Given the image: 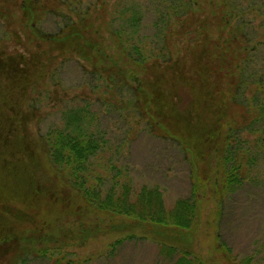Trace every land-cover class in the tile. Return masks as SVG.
<instances>
[{
	"label": "trees",
	"instance_id": "16d2710c",
	"mask_svg": "<svg viewBox=\"0 0 264 264\" xmlns=\"http://www.w3.org/2000/svg\"><path fill=\"white\" fill-rule=\"evenodd\" d=\"M204 1L213 6L211 16L216 21L217 36L208 47L211 37L208 18L193 25L188 42L197 41L196 47H201L198 54L185 50L179 56L171 51L170 40L181 35L180 26H185L186 16L202 11L201 0H161L155 21L157 38L154 42L157 45L150 48L147 47L149 42L146 45L142 39L146 35L141 36L143 11L136 3L121 8L120 27L109 29L114 38L116 53L113 55L89 36V30L94 34L99 30L92 29L88 22V10L79 13L74 9L77 19L68 18L57 33L60 55H79L91 64L95 76L100 77L102 73L112 78L117 76L121 82L119 88L133 97L139 116L157 128L160 135L181 144L195 168L192 195L180 197L167 206L157 186L145 185L134 190L130 183H124L104 190L96 183L101 176L94 172V158L102 151L104 142L102 136L87 126L93 118L87 107L69 111L63 126L50 127L41 133V152L36 150L28 157L23 154L28 120L19 112L20 108L16 110V103H8V96H3L5 99L0 103V178L9 188L10 197L22 203L29 200L34 205L39 195L47 196L49 189L35 188L34 181L43 151L51 172L63 175L60 178L72 189V202L66 207L68 213L73 215L83 210L126 217L136 224L162 228L177 240V231L196 230L205 198L217 202L224 195L236 192L245 179H257L254 170L264 161V0L261 3ZM45 37L50 42L55 38L53 34ZM52 52L53 45L29 57L20 55L0 61L11 97L15 89H20L23 96L29 88L47 78L53 65ZM143 75L153 78H143ZM221 76L227 77V82L222 83ZM6 105L21 115L15 129L7 126L13 119L4 116ZM25 175L27 178L23 179ZM21 184H27V189L22 190ZM18 211L0 203L2 247L17 238L14 228L7 224L20 215ZM221 211L218 206L217 217ZM24 234L20 236L24 245L34 242ZM122 242L120 239L112 247ZM160 247L161 253L170 259L169 264H207L186 248L164 243ZM223 251L232 264H256L254 254L237 259L227 246L223 245ZM51 257L53 264H82L55 249Z\"/></svg>",
	"mask_w": 264,
	"mask_h": 264
},
{
	"label": "rangeland",
	"instance_id": "374dc122",
	"mask_svg": "<svg viewBox=\"0 0 264 264\" xmlns=\"http://www.w3.org/2000/svg\"><path fill=\"white\" fill-rule=\"evenodd\" d=\"M201 2L202 11L186 16L185 26L181 28L179 24L181 35L170 40L171 51L179 56L185 50L191 54L200 51V45L195 44L197 41H188H191V27L201 19L209 20L208 47L217 36L216 21L211 16L213 6L211 8L208 1ZM133 3L142 7L141 36L146 35L142 39L146 45L149 42L148 48L156 46L155 21L161 0H0V61L20 55L29 57L53 45V65L47 78L29 88L23 96L20 89H15L12 97L9 95V82L0 62V103L5 99L3 96H8V103H16V110L20 108L19 112L27 118L23 154L28 157L36 150L41 152V133L50 127L63 126L69 111L87 107L93 116L87 126L102 136L104 142L102 151L94 158V172L101 176L96 183L104 190L124 183H130L134 190L145 185L157 186L165 204L171 206L178 198L192 195L195 168L189 154L181 144L160 135L157 128L139 116L133 97L119 88L121 82L117 76L112 78L105 73L95 76L91 64L79 55H60L57 50L59 29L66 25L68 18L77 19L74 9L79 13L88 10V22L92 29L99 30L96 34L89 30V36L113 55L116 51L110 30L121 25L119 10ZM51 34L55 36L52 42L45 37ZM145 77L153 78L152 75H143ZM220 79L222 83L227 82V77ZM5 111L4 116L13 119L7 126L15 129L20 113L12 112L9 105ZM45 154L42 151L34 181L35 188L40 186L49 192L46 197L39 195L34 205L29 200L22 203L10 197L9 188L0 178V203L11 206L14 211L19 209L20 213L7 224L14 228L17 238L0 246V264H53L54 249L82 264H169L170 259L161 253L162 243L186 248L207 264H232L223 245L230 248L233 258L254 254L256 264H264L263 160L254 170L256 180L245 179L236 192L224 195L217 202L205 198L196 230H179L175 240L162 228L136 224L130 218L93 214L82 209L78 214L68 213L66 207L72 202V189L60 178L63 175L51 172ZM22 178L26 179L27 175ZM21 188L26 190L27 184H21ZM218 206L222 209L219 217ZM24 232H28L29 239H34L33 243L24 245L20 239ZM120 239L123 242L112 247Z\"/></svg>",
	"mask_w": 264,
	"mask_h": 264
}]
</instances>
